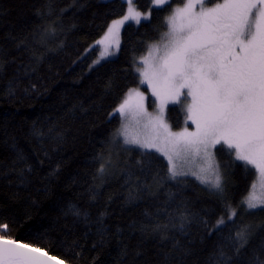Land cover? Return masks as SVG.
I'll list each match as a JSON object with an SVG mask.
<instances>
[{"label":"trees","instance_id":"1","mask_svg":"<svg viewBox=\"0 0 264 264\" xmlns=\"http://www.w3.org/2000/svg\"><path fill=\"white\" fill-rule=\"evenodd\" d=\"M132 1L150 18L127 23L117 53L95 64L124 0H0V236L68 264H256L264 210L242 204L256 174L224 147L217 192L171 178L164 157L117 134L114 110L140 84L141 57L182 4ZM166 118L174 129L191 125L180 104ZM242 224L252 234L236 253L231 238Z\"/></svg>","mask_w":264,"mask_h":264},{"label":"snow or ice","instance_id":"2","mask_svg":"<svg viewBox=\"0 0 264 264\" xmlns=\"http://www.w3.org/2000/svg\"><path fill=\"white\" fill-rule=\"evenodd\" d=\"M126 2L131 5L132 0ZM181 3L182 7L166 17L168 31L141 57L143 68H137L140 84H147L159 101L158 114L147 112L146 97L138 89L129 90L114 110L121 116L132 113L145 118V128L150 129L143 138L133 136L124 143L148 150L145 154L152 150L160 153L167 160L171 178L190 174L221 193L225 177L216 153L226 146L234 161L258 175L264 187V0L222 3L181 0ZM151 4L154 8L170 7L171 0H151ZM149 18L150 12L129 7L122 19L112 22L108 34L114 36L126 21L135 20L139 24L141 19ZM182 96L191 98L186 112L195 130L185 127L173 132L164 113L169 104L181 103ZM187 158L193 163L198 161V170L178 169L176 161ZM255 188L252 183L242 201L246 210H264V192L257 195L252 191ZM74 212L80 215L79 211ZM236 217L235 209L227 213L228 221ZM225 223L222 217L217 227ZM2 227L6 229L7 225ZM251 234V225L242 224L236 230L231 238L236 253L248 244ZM43 257L47 253L41 249L0 236V264H47ZM47 259L65 264L55 257ZM227 259L221 264H227ZM256 264H264V260L257 259Z\"/></svg>","mask_w":264,"mask_h":264},{"label":"rangeland","instance_id":"3","mask_svg":"<svg viewBox=\"0 0 264 264\" xmlns=\"http://www.w3.org/2000/svg\"><path fill=\"white\" fill-rule=\"evenodd\" d=\"M125 2H126V0H124ZM223 2V0L222 1H219V2H216V3H222ZM127 3V2H126ZM183 5L181 4V5H177V6H175L174 8H173V10L175 9V8H177V7H182ZM207 7H211L212 6V4H207L206 5ZM129 7H131V8H133V9H135V10H137L136 8H135V5H134V3H133V1H132V3H131V5H129L128 3H127V11H126V13H125V15L127 14V12H128V9H129ZM173 10H172V12H173ZM172 12H171V14H172ZM170 14V15H171ZM169 15V16H170ZM168 16V17H169ZM123 17V16H122ZM122 17H120V18H117V19H115V20H118V19H122ZM144 19H141V21H143ZM140 21V22H141ZM135 23V24H137L136 22H135V20H129V21H126L123 25H121L117 30H116V33H115V35L114 36H110L109 34H106L100 41H102L101 43H99V45H98V48H101V50L103 49L104 50V52L102 53L101 52V54H100V56H99V58H98V60L96 59V61H95V64H98V63H100V62H102V61H104V60H106L109 56H111V55H115L116 53H117V44H118V46H119V43H120V40H121V31H122V29H123V27L127 24V23ZM111 26H112V23H111ZM166 31H168V27H167V30ZM106 37H108L107 39H106ZM159 40L160 39H158L157 41H155V42H152L150 45H152V44H154V43H157V42H159ZM149 45V46H150ZM117 47V48H116ZM114 48H116V49H114ZM148 49H149V47H148ZM147 53H148V50H147V52L143 55V56H146L147 55ZM103 54V55H102ZM142 56V57H143ZM141 60V59H140ZM142 64V63H141ZM141 68H143V64L141 65ZM141 78V77H140ZM144 87H146L148 90L146 91L145 89H144ZM132 89H138L139 91H141V92H143L144 93V95H145V97H146V99H145V101H144V106H145V108L147 109V112L148 113H150V114H152L153 116H155V115H157L158 114V109H159V101L158 100H156V98L155 97H153L152 96V94H151V90L148 88V85L147 84H139L138 86H136V87H134V88H132ZM186 91V90H185ZM125 98H126V96H125ZM124 98V99H125ZM190 97H188L187 99H185V97L184 96H182L181 97V103H179L180 105H181V107L183 108V111H184V114L186 115V119H187V123L189 124H191V125H189L188 127L187 126H185V127H187V128H189V130L190 131H194L195 130V125L190 121V120H188V118H187V112H186V104L188 103V102H190ZM153 101H156L155 103H153ZM169 105H171V104H169ZM168 105V106H169ZM168 106L166 107V109H165V113H164V118H165V121H166V123L169 125V127H170V129L173 131V132H177V131H181L183 128H185V127H182V128H180V129H174V128H172L171 127V125H170V123L168 122V119L166 118V112H167V108H168ZM119 114V113H118ZM119 116L121 117V125H120V128L118 129V131H117V134L119 135V133H120V137H122V140H123V144L124 145H126V146H130V147H135V148H139L137 145H133V144H126V143H124V140L126 139V138H130V137H133V136H138V137H141V138H143V136H145L146 134H148L149 133V131H150V129H146L145 128V124L147 123V120L145 119V118H143V117H138V116H135V115H133L132 113H128V114H126L125 116H121L120 114H119ZM123 133H126V135L125 134H123ZM219 147V146H218ZM226 147V146H225ZM227 148V147H226ZM139 149H142V148H139ZM142 150H145V149H142ZM146 151H148V150H146ZM152 151H154V150H152ZM155 152V151H154ZM156 153H158V152H156ZM159 155H161L160 153H158ZM162 156V155H161ZM163 157V156H162ZM165 158V157H164ZM166 159V158H165ZM167 161V160H166ZM217 161H218V159H217ZM176 163H177V166H178V169H180V170H183V171H189V170H198L197 169V163H198V161L196 162V163H193L192 161H191V159L190 158H187V159H178L177 161H176ZM241 163V162H240ZM221 169H222V167H221ZM183 177H192V178H194V179H196L201 185H204V184H202L195 176H192V175H187V176H178V177H176V179L177 178H183ZM253 183H255L256 184V188L255 189H253L252 191H254L257 195H259L261 192H264V187H262L261 186V181H260V179H259V177H258V175H256L254 178H253ZM204 186H206V185H204ZM206 187H208V186H206ZM209 188V187H208ZM211 189V188H210ZM212 190H214V189H212ZM248 194H249V192H248ZM247 194V195H248ZM246 195V196H247ZM245 196V197H246ZM243 200H244V198H243Z\"/></svg>","mask_w":264,"mask_h":264},{"label":"bare ground","instance_id":"4","mask_svg":"<svg viewBox=\"0 0 264 264\" xmlns=\"http://www.w3.org/2000/svg\"><path fill=\"white\" fill-rule=\"evenodd\" d=\"M105 160H107V158H105ZM108 161V160H107ZM106 161V162H107ZM106 162L104 161L100 166H99V169H98V171H99V173H98V175L101 177V175H106V174H104L107 170V166L105 165L106 164ZM101 168H103V171H101ZM13 241H16V240H13ZM16 242H19V241H16ZM19 243H21V242H19ZM23 244V243H22Z\"/></svg>","mask_w":264,"mask_h":264},{"label":"water","instance_id":"5","mask_svg":"<svg viewBox=\"0 0 264 264\" xmlns=\"http://www.w3.org/2000/svg\"><path fill=\"white\" fill-rule=\"evenodd\" d=\"M17 243H19V242H17ZM20 244H22V243H20ZM30 247L35 249V247H32V246H30ZM41 251H42V252H45V251H43V250H41ZM46 253H47V252H46ZM47 257H55V256H53V255L47 253ZM47 257H43V258H42V259H44V260H47V264H56V261H55V260H48ZM55 258H57V257H55ZM57 259H58V258H57ZM59 260H60V259H59ZM65 264H68V263L65 262Z\"/></svg>","mask_w":264,"mask_h":264}]
</instances>
